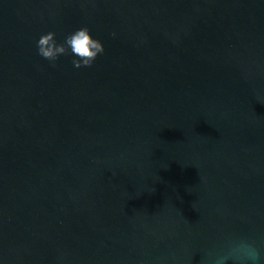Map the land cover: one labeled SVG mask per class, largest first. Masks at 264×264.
<instances>
[{
	"label": "water",
	"instance_id": "1",
	"mask_svg": "<svg viewBox=\"0 0 264 264\" xmlns=\"http://www.w3.org/2000/svg\"><path fill=\"white\" fill-rule=\"evenodd\" d=\"M87 26L91 67L37 54ZM264 243V0H0V264H203Z\"/></svg>",
	"mask_w": 264,
	"mask_h": 264
},
{
	"label": "clouds",
	"instance_id": "2",
	"mask_svg": "<svg viewBox=\"0 0 264 264\" xmlns=\"http://www.w3.org/2000/svg\"><path fill=\"white\" fill-rule=\"evenodd\" d=\"M37 54L53 67L62 55L75 57V68L91 67L105 49L100 40L94 39L87 26L68 34L62 43L55 32L42 34L36 42ZM203 264H264V243L250 236H229L220 247L206 249L201 257Z\"/></svg>",
	"mask_w": 264,
	"mask_h": 264
}]
</instances>
